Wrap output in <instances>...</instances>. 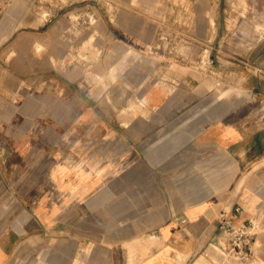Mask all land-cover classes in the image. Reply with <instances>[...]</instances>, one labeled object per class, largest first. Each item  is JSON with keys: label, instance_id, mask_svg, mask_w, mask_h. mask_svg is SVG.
<instances>
[{"label": "crops", "instance_id": "crops-1", "mask_svg": "<svg viewBox=\"0 0 264 264\" xmlns=\"http://www.w3.org/2000/svg\"><path fill=\"white\" fill-rule=\"evenodd\" d=\"M219 3L0 0V264H187L222 212L264 264V55L214 64Z\"/></svg>", "mask_w": 264, "mask_h": 264}, {"label": "rangeland", "instance_id": "rangeland-1", "mask_svg": "<svg viewBox=\"0 0 264 264\" xmlns=\"http://www.w3.org/2000/svg\"><path fill=\"white\" fill-rule=\"evenodd\" d=\"M219 1L214 14L213 10L209 12V17L215 19L216 39L211 50L214 64L221 67L224 56L239 62L264 55V0ZM164 32L170 30L166 28ZM209 54L207 50L201 51L200 58L207 59ZM225 256L226 251L216 247L207 255L197 254L187 264H219Z\"/></svg>", "mask_w": 264, "mask_h": 264}, {"label": "built area", "instance_id": "built-area-1", "mask_svg": "<svg viewBox=\"0 0 264 264\" xmlns=\"http://www.w3.org/2000/svg\"><path fill=\"white\" fill-rule=\"evenodd\" d=\"M218 221L219 227L225 234L224 239L220 243V247L228 255L238 258L247 257L255 236L254 220L250 219L247 222L233 223L222 212Z\"/></svg>", "mask_w": 264, "mask_h": 264}, {"label": "bare ground", "instance_id": "bare-ground-1", "mask_svg": "<svg viewBox=\"0 0 264 264\" xmlns=\"http://www.w3.org/2000/svg\"><path fill=\"white\" fill-rule=\"evenodd\" d=\"M77 222H79V221H77ZM82 222V221H81Z\"/></svg>", "mask_w": 264, "mask_h": 264}]
</instances>
